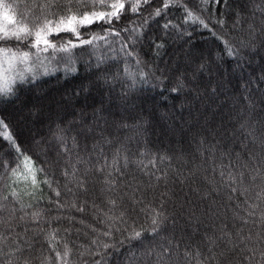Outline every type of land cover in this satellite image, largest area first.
<instances>
[{
	"label": "trees",
	"instance_id": "1",
	"mask_svg": "<svg viewBox=\"0 0 264 264\" xmlns=\"http://www.w3.org/2000/svg\"><path fill=\"white\" fill-rule=\"evenodd\" d=\"M42 2L0 7L32 28ZM164 4L78 26L92 43L66 69L0 95V264H264V0ZM53 12V27L69 14ZM49 40L79 44L69 31ZM104 95L119 99L111 115ZM17 105L35 116L19 119ZM186 122L176 140L163 133Z\"/></svg>",
	"mask_w": 264,
	"mask_h": 264
},
{
	"label": "snow or ice",
	"instance_id": "2",
	"mask_svg": "<svg viewBox=\"0 0 264 264\" xmlns=\"http://www.w3.org/2000/svg\"><path fill=\"white\" fill-rule=\"evenodd\" d=\"M203 2L207 3L208 0H203ZM216 4L221 3V0H214ZM226 3L227 0H224ZM91 3V7H97V3L106 9H110L108 11H85L83 14H80L79 11L73 12V7L85 8L89 7ZM143 4L150 3V0H142ZM170 6L169 0H165L164 8H168ZM41 11V16H37L32 20V28L27 26L21 27L19 32L12 33L13 36L16 37L18 43L28 44L33 48H36L40 51H47L49 48L55 50L56 46L52 44L49 40V36L56 34L58 35L61 31H69L73 35L76 36V39L79 41V44H74L69 41V45L71 47H78L80 45L91 44L90 40H81L79 38V29L78 26H88L94 23H103L111 25L113 20H119L121 16L126 11H131L132 13H137L141 8V0H111V2H106V0H43L42 3H38L35 5ZM53 9H63L69 13L67 16H61L59 21L55 22V27H53L54 21L49 19V16H54L55 12ZM164 9L158 8L155 12L156 16H159ZM4 19L8 21L9 24L14 23V20L10 18L6 12L4 15ZM187 20L196 21L199 20V17L195 16L191 11H187ZM201 24L204 25L205 28L208 27L207 24L204 23L203 20H199ZM165 28L169 27V24L164 25ZM135 31H139L135 29ZM110 35H119V32H115L113 30L109 31ZM9 36V33L0 29V41L6 40ZM100 37H93V40L99 39ZM126 47V46H125ZM159 47V46H158ZM60 51H67V48H60ZM3 51H11L10 48L4 49ZM229 54H231V49H229ZM30 56L28 51H23L19 55V59L21 61L27 60ZM11 89L8 85L7 81L0 82V95H6L10 92ZM10 142L12 141V137H6ZM2 166V165H0ZM59 195V193H57ZM158 215L162 214H154L151 216L152 225H158ZM140 231H133L131 234V239H139L142 235ZM155 231V228H154ZM104 235H109V233H104ZM95 243V241H94ZM104 247H109V245H104ZM67 254V253H65Z\"/></svg>",
	"mask_w": 264,
	"mask_h": 264
},
{
	"label": "rangeland",
	"instance_id": "3",
	"mask_svg": "<svg viewBox=\"0 0 264 264\" xmlns=\"http://www.w3.org/2000/svg\"><path fill=\"white\" fill-rule=\"evenodd\" d=\"M4 15H5V12L0 7V29L9 33V36L7 39H16V37L13 36L12 33L19 32V28L17 27L15 23L9 24L8 21L4 19ZM55 46H56L55 50L52 48H49L47 51H40L36 48H30L29 49L30 51L28 50V52H30V56L27 60H24V61H21L18 58L21 52H16V51L5 52L3 50H0V82L7 81L9 87L12 89L17 82L23 79L32 78L38 75H44L46 73L52 72V70L54 69H60V68L66 69L67 61L72 56V53L75 48L71 47L69 44H62V45H55ZM60 48H67L68 50L60 51L58 50ZM103 92L105 93L104 90ZM110 93L113 94L112 92ZM105 94H107V92ZM104 98L107 100L105 101ZM104 98L103 99L107 104L106 113L111 115V112H114L115 110H113V107H109L108 105L112 104V106H117L119 104V99L116 98V95L110 96L109 99L106 97V95H104ZM16 110H17L16 115H18L19 119H20L19 115L21 113L26 116H33V117L35 116L32 111H23L24 109H21V106H18V105H17ZM214 110L215 108H212V112H214ZM212 118L215 119L216 117H212ZM212 118L210 117L201 118V121H200L201 125L204 126V124L210 123ZM226 122L229 123L230 121L228 120ZM74 123H78V121L75 120ZM186 123H187L186 125L188 126H186L185 128L180 127V130L178 131L179 133L173 131L174 133H177L175 136H173L174 133L172 132L170 127H166L163 133L167 135L170 134L171 135L170 137L176 140V138L180 137V134L188 130L189 122H186ZM31 131H34V130L32 129ZM33 133L31 132V136H35V134ZM80 133L88 134V129H86V131H81ZM47 146L46 147L42 146L41 149L51 151L50 149H48ZM27 164H29L30 166L27 165L28 167L27 172H26L27 175H25L24 178H26L27 180L33 179L32 184L37 183L38 172L35 166L31 163L30 160H28ZM28 171L30 172V174ZM11 182H13L15 185H19V187H21L24 190V187L19 183L18 179H13V180L11 179ZM31 188L32 190L36 189V187H32V186ZM191 234H193V231H191Z\"/></svg>",
	"mask_w": 264,
	"mask_h": 264
},
{
	"label": "clouds",
	"instance_id": "4",
	"mask_svg": "<svg viewBox=\"0 0 264 264\" xmlns=\"http://www.w3.org/2000/svg\"><path fill=\"white\" fill-rule=\"evenodd\" d=\"M11 89V88H10Z\"/></svg>",
	"mask_w": 264,
	"mask_h": 264
}]
</instances>
